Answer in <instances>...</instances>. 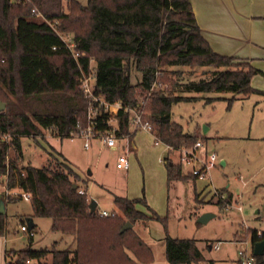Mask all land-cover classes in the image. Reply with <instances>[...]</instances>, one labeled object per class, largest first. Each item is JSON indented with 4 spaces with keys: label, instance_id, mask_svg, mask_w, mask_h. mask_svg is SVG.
I'll return each mask as SVG.
<instances>
[{
    "label": "trees",
    "instance_id": "1",
    "mask_svg": "<svg viewBox=\"0 0 264 264\" xmlns=\"http://www.w3.org/2000/svg\"><path fill=\"white\" fill-rule=\"evenodd\" d=\"M30 4H12L0 0V131L40 137L42 130L56 127L65 139L83 115L85 97L80 89L81 70L88 72L95 63L97 92L109 103L120 102L135 108L138 99L148 92L160 72L159 81L169 86L168 93L151 96L147 112L158 142L172 149L191 148L199 139L185 132L171 120L174 104L190 98L184 92L231 93L250 97L264 92L251 85L260 73L249 63L215 53L201 35L189 0H30ZM36 8L46 19L32 17ZM58 33L68 35L78 52L77 60L64 48ZM55 48V49H53ZM175 67L213 69L210 77L180 83ZM140 81L131 83L132 72ZM169 75L178 79L168 78ZM162 91V90H160ZM9 97L14 98L10 100ZM234 99L228 100L230 105ZM210 101V99H209ZM120 132L129 130L128 116L119 114ZM133 135L131 136V138ZM203 141V140H202ZM49 160L41 168L23 165L21 139L0 142V185L7 174L9 188L31 195L34 217L51 220V230L71 238L63 249L57 243L50 250H33L31 245L10 251L14 264H35L51 255L50 264H150L151 249L132 229L121 232L126 222L147 226L160 222L166 229V218L151 210L144 198L114 197L121 213L100 217L89 211V200L73 185L78 180L62 155L49 152ZM9 157L8 165L5 164ZM167 185L196 179L184 174L180 163L164 159ZM18 198H9L14 202ZM230 202V196L225 198ZM219 205L223 202L218 201ZM139 207L145 208L144 213ZM0 215V231L4 230ZM26 219V218H25ZM21 223H25L23 220ZM35 224L32 229L34 231ZM31 244L33 238L28 237ZM251 244L264 240L257 231L236 232L235 242ZM168 264H192L203 260L201 250L192 239L164 237ZM211 246H209L210 248ZM255 264H264V254L253 256ZM12 264V263H8Z\"/></svg>",
    "mask_w": 264,
    "mask_h": 264
},
{
    "label": "rangeland",
    "instance_id": "2",
    "mask_svg": "<svg viewBox=\"0 0 264 264\" xmlns=\"http://www.w3.org/2000/svg\"><path fill=\"white\" fill-rule=\"evenodd\" d=\"M78 1L86 4V0ZM91 66H95L93 61ZM171 70L180 74V83H186L209 78L213 69L175 67ZM168 78L178 79L173 75ZM139 81L140 74L133 71L131 83ZM164 85L165 89L157 92L168 93L169 86ZM178 95L190 99L172 106L171 120L180 124L185 132L202 139L207 151L217 158L215 167L204 179L178 181L167 191L164 159L170 156L169 151L164 144H155L153 136L144 131H138L132 137L134 151L128 155L127 171L116 168L119 149L105 148L97 139H92L90 147L84 149L80 138L59 139L48 133L45 138H21L22 163L41 168L50 162L49 152L62 155L77 174L76 185L84 190L89 203L91 200L96 202V211L104 210L109 214L114 211L121 216L113 203L117 196L144 198L146 203H153L152 210L166 218V229L158 221H151L147 228L139 222L133 226L135 233L152 251L150 264H168L164 253L166 235L196 241L203 260L192 264H235L239 250L247 245L248 253L252 251L249 243L234 241L236 232H264V101L259 95L243 97L231 93L184 92ZM230 99L234 100L229 105ZM1 103L5 110L6 103ZM203 126L209 128L205 134ZM124 142L120 141V145ZM203 153L199 150L197 155ZM170 160L178 163L176 155ZM222 160H225L224 166L220 165ZM193 166L200 168L198 163L184 165V174L191 172ZM214 190L225 197L230 196L228 209L212 197ZM7 205L4 229L5 247L9 252L29 245L33 250H50L54 243H57V249H63L70 243L71 238L51 230L50 219L34 217L36 227L30 244L28 234L19 229L21 222L32 215L30 202L19 199ZM205 213L214 217L200 224L198 219ZM217 244L218 250L209 248ZM8 263L14 264V257H8L5 264ZM36 263L50 264L51 255Z\"/></svg>",
    "mask_w": 264,
    "mask_h": 264
},
{
    "label": "built area",
    "instance_id": "3",
    "mask_svg": "<svg viewBox=\"0 0 264 264\" xmlns=\"http://www.w3.org/2000/svg\"><path fill=\"white\" fill-rule=\"evenodd\" d=\"M12 4L23 3L30 4V0H10ZM31 15L35 19L46 21L43 15L34 7L31 9ZM64 48L68 49L72 57L77 60L78 52H76L75 44L72 41V38L68 35H63L58 33ZM55 49V48H53ZM92 61L90 62V67L88 72L81 70L80 77V89L85 97V109L83 115L77 120L75 128L69 133L65 139L80 138L83 140V148L88 149L90 147V142L92 139H97L100 144L111 150H120V154L116 160V168L120 170L127 171L129 169V160L128 155L134 150V145L132 142L131 136L138 131H144L150 133L154 140L155 144L158 143L154 135L153 126L149 120V113L147 112V106L151 101V96L157 91L164 90L165 85L159 81L160 72L155 73V81L148 89V92L138 99V104L135 108L124 107L120 102L109 103L105 100L104 96L97 92L96 87V72L95 66H91ZM123 112L128 116V126L129 130L125 134L120 132L119 125V114ZM48 133L52 137L59 138L56 134V127H50L42 130L41 138H45V134ZM28 137L23 136L20 131H16L14 134L10 132H1L0 131V142H10L16 138ZM32 137V136H29ZM33 138V137H32ZM120 141H125L120 145ZM169 151L170 158L175 156L177 162L181 164L182 169L184 165L198 163L200 168L196 169L192 167L191 172H187V175H190L197 179H204L210 175V171L215 167L217 158L216 155L212 152H208L205 143L202 140H197L191 148H179L172 149L171 147L166 146ZM202 150L204 153L202 156H198L197 152ZM9 157L6 156L5 164L8 165ZM184 172V170H183ZM3 182L0 185V201L7 202L9 198H18L23 201L30 202L31 195L25 191H22L18 188H9L7 174L2 177ZM78 193L84 194V190L78 187ZM212 197H215L217 201L223 202L224 209H228L231 205L225 201V196L222 192L214 190ZM240 210V208H239ZM100 217H108L113 213H108L107 211H97ZM20 231L27 233L28 237L33 238L34 232L29 230L26 223H22L19 227ZM258 238L262 237V233L257 231ZM243 243H249L251 247L253 245L250 241ZM218 250L219 246L213 245L210 249ZM235 264H255L253 259L252 251L248 253L247 245L238 251V260Z\"/></svg>",
    "mask_w": 264,
    "mask_h": 264
},
{
    "label": "crops",
    "instance_id": "4",
    "mask_svg": "<svg viewBox=\"0 0 264 264\" xmlns=\"http://www.w3.org/2000/svg\"><path fill=\"white\" fill-rule=\"evenodd\" d=\"M189 1L201 35L211 49L219 55L247 62L258 70L260 73L252 78L251 85L264 92V0ZM260 97L264 101V97ZM220 165L224 166L225 160ZM166 188L167 191L171 188L167 185V176ZM168 200L167 197V203ZM148 203L147 206L152 210L153 203ZM4 204L6 213L8 205ZM139 209L144 213L148 212L143 207ZM149 223L147 226L140 224L147 228ZM6 242L4 229L0 231V264H5L7 255L10 254L5 247Z\"/></svg>",
    "mask_w": 264,
    "mask_h": 264
},
{
    "label": "water",
    "instance_id": "5",
    "mask_svg": "<svg viewBox=\"0 0 264 264\" xmlns=\"http://www.w3.org/2000/svg\"><path fill=\"white\" fill-rule=\"evenodd\" d=\"M4 108H5V105L3 103H0V112H3ZM207 131H208V127L203 126V133L205 134ZM222 165H223V162H222ZM73 188L76 189L77 185L74 184ZM4 205H5L4 202L0 201V215H4L5 214ZM96 206H97L96 202L94 200H91L90 203H89V211L91 213H94L95 210H96ZM212 217H214L213 214L205 213V214H203L202 216L199 217L198 222L200 224H204V223H206V221L208 219H210ZM25 223H26V225H27L29 230L33 229L34 223H33V220L31 218H26L25 219ZM132 227H133V225L130 222H126L123 225V227L121 228V232H124L126 230L132 229ZM252 253H253V256H255V257L263 256V254H264V240L258 241V242L253 244Z\"/></svg>",
    "mask_w": 264,
    "mask_h": 264
}]
</instances>
